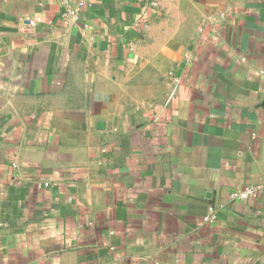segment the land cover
Returning <instances> with one entry per match:
<instances>
[{
    "label": "crops",
    "instance_id": "1",
    "mask_svg": "<svg viewBox=\"0 0 264 264\" xmlns=\"http://www.w3.org/2000/svg\"><path fill=\"white\" fill-rule=\"evenodd\" d=\"M246 187L264 0H0V264H264Z\"/></svg>",
    "mask_w": 264,
    "mask_h": 264
},
{
    "label": "built area",
    "instance_id": "2",
    "mask_svg": "<svg viewBox=\"0 0 264 264\" xmlns=\"http://www.w3.org/2000/svg\"><path fill=\"white\" fill-rule=\"evenodd\" d=\"M70 13H74L73 11H70ZM263 191L264 188H254V187H246L243 190H240L233 194L232 198L236 201L245 202L256 196L259 192ZM215 216H210L205 219V221H214Z\"/></svg>",
    "mask_w": 264,
    "mask_h": 264
},
{
    "label": "water",
    "instance_id": "3",
    "mask_svg": "<svg viewBox=\"0 0 264 264\" xmlns=\"http://www.w3.org/2000/svg\"><path fill=\"white\" fill-rule=\"evenodd\" d=\"M103 126H104V124H103V123H99V128H100V129H102V128H103Z\"/></svg>",
    "mask_w": 264,
    "mask_h": 264
}]
</instances>
